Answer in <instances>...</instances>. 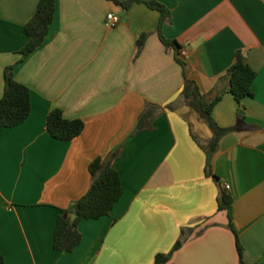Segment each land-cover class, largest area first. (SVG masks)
<instances>
[{
  "label": "crops",
  "instance_id": "crops-1",
  "mask_svg": "<svg viewBox=\"0 0 264 264\" xmlns=\"http://www.w3.org/2000/svg\"><path fill=\"white\" fill-rule=\"evenodd\" d=\"M38 1L0 0V99L9 66L30 91L28 118L0 128L4 264H154L178 240L165 264H264V0H154L170 11L160 34L185 51V75L160 39L159 13L112 0H56L44 43L19 62ZM108 13L119 18L111 28ZM237 52L256 73L253 96L223 93L212 118L228 132L208 155L212 132L180 96L184 76L202 94L225 90ZM53 109L82 120V133L52 138ZM98 158L119 174L122 196L109 216L79 222L73 251L58 252L56 219L88 191ZM223 194L235 233L217 209Z\"/></svg>",
  "mask_w": 264,
  "mask_h": 264
},
{
  "label": "trees",
  "instance_id": "trees-1",
  "mask_svg": "<svg viewBox=\"0 0 264 264\" xmlns=\"http://www.w3.org/2000/svg\"><path fill=\"white\" fill-rule=\"evenodd\" d=\"M124 9H128L135 3L144 4L147 8L159 13L158 33L163 44L171 46L175 52L176 61L180 64L185 75V62L179 57L180 47L175 41L166 40L160 34L161 27L170 23V11L161 3L154 0H112ZM56 9V0H39L32 17L25 23L24 31L27 36L26 43L20 50L21 59L24 61L30 54L36 51L45 41L49 34L53 16ZM145 35L137 41L138 50L141 49ZM14 66H9L4 71V90L0 99V128H14L22 124L30 114V91L24 85L16 82L13 78ZM256 73L247 65L243 55L236 53L235 62L228 68L226 74L220 80L227 83L225 90L218 91L217 88L207 94H202L196 83L184 76V85L180 96L186 105L190 107L199 118L203 120L210 131L212 138L207 143L205 150L209 154L216 149L219 139L228 132L217 126L212 118V109L221 99L224 92L229 93L240 102L243 98L253 96L252 83ZM149 116V111L140 118L139 128L143 127L144 119ZM46 129L49 135L59 141H71L78 137L83 129L84 123L80 119H66L59 109L51 110L46 117ZM91 176V185L88 191L77 201L76 207L69 213L60 214L55 223L52 245L58 252H71L81 242V234L77 228L82 220H97L109 216L115 204L122 196L123 189L120 177L109 161L101 159L93 160L88 167ZM217 209L226 211L229 227H232V198L223 194L217 203ZM75 214L73 221L70 215ZM235 233V232H234ZM236 237V247L239 258H242V249ZM181 245L178 240L168 254H160L155 257L154 264H165L172 253ZM0 264L4 259L0 255ZM242 264V263H241Z\"/></svg>",
  "mask_w": 264,
  "mask_h": 264
},
{
  "label": "built area",
  "instance_id": "built-area-1",
  "mask_svg": "<svg viewBox=\"0 0 264 264\" xmlns=\"http://www.w3.org/2000/svg\"><path fill=\"white\" fill-rule=\"evenodd\" d=\"M118 22H119V18L116 15H114L112 13H108L106 15V17H105L104 24H105L106 27L111 28V27L116 26L118 24ZM179 56L180 57H185L186 56L185 51L184 50H180L179 51ZM224 188H225V190H228L229 189V185H224Z\"/></svg>",
  "mask_w": 264,
  "mask_h": 264
},
{
  "label": "water",
  "instance_id": "water-1",
  "mask_svg": "<svg viewBox=\"0 0 264 264\" xmlns=\"http://www.w3.org/2000/svg\"><path fill=\"white\" fill-rule=\"evenodd\" d=\"M76 215L75 214H71L70 215V220L73 221L75 219Z\"/></svg>",
  "mask_w": 264,
  "mask_h": 264
}]
</instances>
